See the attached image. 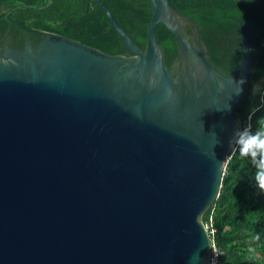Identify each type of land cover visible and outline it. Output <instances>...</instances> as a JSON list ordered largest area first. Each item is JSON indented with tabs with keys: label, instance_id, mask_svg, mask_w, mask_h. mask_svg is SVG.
<instances>
[{
	"label": "water",
	"instance_id": "95a60500",
	"mask_svg": "<svg viewBox=\"0 0 264 264\" xmlns=\"http://www.w3.org/2000/svg\"><path fill=\"white\" fill-rule=\"evenodd\" d=\"M95 1L129 56L57 34L0 48V264H210L203 217L234 153L264 10L224 74L168 0H151L145 52ZM160 23L178 44L173 70Z\"/></svg>",
	"mask_w": 264,
	"mask_h": 264
},
{
	"label": "trees",
	"instance_id": "16d2710c",
	"mask_svg": "<svg viewBox=\"0 0 264 264\" xmlns=\"http://www.w3.org/2000/svg\"><path fill=\"white\" fill-rule=\"evenodd\" d=\"M116 22L146 51L153 17L151 0H101ZM173 9L191 18L213 65L225 74L240 62L243 30L249 18L264 10V0H168ZM252 52L255 66L250 88L235 110L241 128L255 132L264 118V14L254 18ZM189 33L193 34L190 26ZM22 33L43 39L57 34L108 55L129 56L117 30L95 0H0V34ZM165 65H176L178 44L170 29H156ZM40 40V41H41ZM37 45V44H36ZM33 45V46H36ZM260 91L256 94L257 88ZM250 158L232 154L219 197L203 217L221 264H264V192L256 186ZM214 231V234L211 231Z\"/></svg>",
	"mask_w": 264,
	"mask_h": 264
},
{
	"label": "clouds",
	"instance_id": "9594fccd",
	"mask_svg": "<svg viewBox=\"0 0 264 264\" xmlns=\"http://www.w3.org/2000/svg\"><path fill=\"white\" fill-rule=\"evenodd\" d=\"M244 81H239L238 91H242ZM220 141L217 139V143ZM233 146V152L238 150L239 155L244 158H250L251 164L256 169L254 180L256 186L261 192H264V118L259 121V127L255 132L250 126L237 129L229 141ZM222 167L224 162L220 163Z\"/></svg>",
	"mask_w": 264,
	"mask_h": 264
},
{
	"label": "flooded vegetation",
	"instance_id": "af4514ba",
	"mask_svg": "<svg viewBox=\"0 0 264 264\" xmlns=\"http://www.w3.org/2000/svg\"><path fill=\"white\" fill-rule=\"evenodd\" d=\"M189 32V31H188ZM191 37L194 36V33H189ZM40 37H31L27 36L26 34L22 33L21 35H16V37L9 36V32H7L3 37L0 34V48H4L5 46H8L12 50H24L28 43H31L32 45H38L40 42ZM172 70L174 69V65L172 66ZM225 74L223 70H220Z\"/></svg>",
	"mask_w": 264,
	"mask_h": 264
},
{
	"label": "built area",
	"instance_id": "2783aa9c",
	"mask_svg": "<svg viewBox=\"0 0 264 264\" xmlns=\"http://www.w3.org/2000/svg\"><path fill=\"white\" fill-rule=\"evenodd\" d=\"M211 227L210 226L206 227L208 232L209 230H211ZM211 233L214 234V231L212 230ZM220 257H221V254L219 253V250L216 248L214 244H212L210 264H221Z\"/></svg>",
	"mask_w": 264,
	"mask_h": 264
},
{
	"label": "rangeland",
	"instance_id": "374dc122",
	"mask_svg": "<svg viewBox=\"0 0 264 264\" xmlns=\"http://www.w3.org/2000/svg\"><path fill=\"white\" fill-rule=\"evenodd\" d=\"M260 91V87L257 88L256 90V94ZM207 227V226H206Z\"/></svg>",
	"mask_w": 264,
	"mask_h": 264
}]
</instances>
